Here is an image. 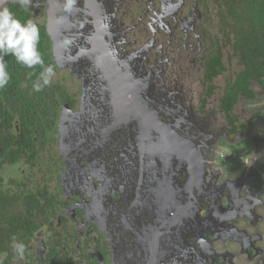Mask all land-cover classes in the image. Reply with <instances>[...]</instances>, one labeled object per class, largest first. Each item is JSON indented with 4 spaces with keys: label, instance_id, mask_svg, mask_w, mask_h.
<instances>
[{
    "label": "flooded vegetation",
    "instance_id": "flooded-vegetation-1",
    "mask_svg": "<svg viewBox=\"0 0 264 264\" xmlns=\"http://www.w3.org/2000/svg\"><path fill=\"white\" fill-rule=\"evenodd\" d=\"M51 2L3 5L44 28L55 75L51 114L3 129L40 140L0 169V264H264V60L223 0ZM97 47L106 68L80 59Z\"/></svg>",
    "mask_w": 264,
    "mask_h": 264
},
{
    "label": "trees",
    "instance_id": "trees-1",
    "mask_svg": "<svg viewBox=\"0 0 264 264\" xmlns=\"http://www.w3.org/2000/svg\"><path fill=\"white\" fill-rule=\"evenodd\" d=\"M223 5L227 9L224 17L230 16L228 23L229 27H233L235 37H240L241 43L245 46L250 44L252 49L246 50L251 54L250 61L252 68H258L262 65L264 60V0H223ZM22 12L18 10L15 15L17 19L24 23ZM35 23V22H33ZM39 28V42L37 45L38 52L41 55L45 66L49 65L46 52L42 46L46 43L45 36L46 31L42 27ZM239 40V39H238ZM247 41V42H246ZM43 51V52H42ZM0 62L6 65V71L9 73L10 80L8 84L0 89V169L2 163L7 162L9 164H15L19 159H31V154L37 153L33 149L29 152V144L39 142L34 140V137H29L25 134V138H22L24 142H18L13 140L11 132H5L3 129L9 125L12 118H16L22 130H29L31 132L35 123H38V110H43V115H50L52 107L50 106L49 99H53L54 92L49 87H44L41 91H36L33 88V84L37 81L42 68L38 64L33 68H28L16 61L15 56L11 54L0 56ZM261 74L264 73V67H259ZM59 94H64L63 88L59 90ZM6 96L4 101L1 99ZM63 102L67 99L62 98ZM14 102V104H11ZM6 104H10V107H6ZM44 105V106H43ZM54 105V99H53ZM31 119V122H30ZM39 136V133H38ZM12 140L16 144V149L12 146ZM18 144V145H17ZM39 152V151H38ZM38 154H36L37 156ZM25 157V158H23ZM35 156H33L34 158ZM3 177H0V192H9L4 189L2 185ZM0 215L7 213L6 209V196L0 194ZM5 215V214H4Z\"/></svg>",
    "mask_w": 264,
    "mask_h": 264
},
{
    "label": "clouds",
    "instance_id": "clouds-1",
    "mask_svg": "<svg viewBox=\"0 0 264 264\" xmlns=\"http://www.w3.org/2000/svg\"><path fill=\"white\" fill-rule=\"evenodd\" d=\"M17 2L24 9L31 5V0H17ZM73 3L74 0H65V10L71 12ZM4 4L5 0H0V56L11 54L18 63L28 68L39 64L42 71L33 88L41 91L44 87L50 86L55 71L51 65L45 66L38 52L39 28L32 20L21 23L7 6H3ZM9 80L6 65L0 62V89H3ZM12 248L20 258L24 257L25 246L22 242H18L15 236L12 237Z\"/></svg>",
    "mask_w": 264,
    "mask_h": 264
},
{
    "label": "water",
    "instance_id": "water-1",
    "mask_svg": "<svg viewBox=\"0 0 264 264\" xmlns=\"http://www.w3.org/2000/svg\"><path fill=\"white\" fill-rule=\"evenodd\" d=\"M50 2H51V0H50ZM53 2L54 1L51 2V6L54 4ZM54 9L55 8L50 9V11H49V16H50V21H51V24L49 26V32H50V35L52 37V40L54 41V43L57 44L56 39L54 38V36L56 37V35H60V34H59V29L57 27V13H54L55 12ZM55 31H56V34H55ZM108 52H110V54H112L110 48H108V51L106 53H108ZM90 53H95V55L92 57V60H91L92 62L94 61V59L97 56V61H98V63L100 62V66L102 68H106L107 67V64L104 62L106 60L104 48L102 49L101 47H97L95 50H89V49L80 50V52H79L80 59H84L85 58L86 60H89V54ZM112 70H113V68H112ZM112 78H113V75H112Z\"/></svg>",
    "mask_w": 264,
    "mask_h": 264
},
{
    "label": "rangeland",
    "instance_id": "rangeland-1",
    "mask_svg": "<svg viewBox=\"0 0 264 264\" xmlns=\"http://www.w3.org/2000/svg\"><path fill=\"white\" fill-rule=\"evenodd\" d=\"M225 8V7H224ZM227 9L225 8V10H224V13H225V11H226ZM214 12H216V11H214ZM224 13H223V11H222V14L224 15ZM214 24H212V26H213ZM214 32H216L215 30H214ZM50 156H51V154L49 155V154H47V153H45V152H41L40 153V157H38V158H44L45 160L49 157V160H50ZM9 165H7L6 166V168H4L3 169V171H1L0 172V176H6V177H9L10 178V173H9V170H10V167H8ZM15 169H17V167H14ZM34 171H40V172H44L43 170H41L40 169V166L39 165H37L36 167H35V170Z\"/></svg>",
    "mask_w": 264,
    "mask_h": 264
}]
</instances>
